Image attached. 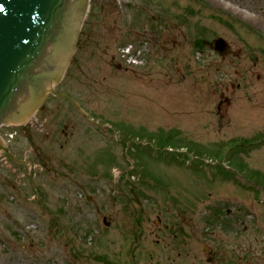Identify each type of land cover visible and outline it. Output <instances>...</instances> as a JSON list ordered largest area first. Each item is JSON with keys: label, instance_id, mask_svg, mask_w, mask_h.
<instances>
[{"label": "rangeland", "instance_id": "obj_1", "mask_svg": "<svg viewBox=\"0 0 264 264\" xmlns=\"http://www.w3.org/2000/svg\"><path fill=\"white\" fill-rule=\"evenodd\" d=\"M57 94L0 130V264H264V0H91Z\"/></svg>", "mask_w": 264, "mask_h": 264}, {"label": "water", "instance_id": "obj_2", "mask_svg": "<svg viewBox=\"0 0 264 264\" xmlns=\"http://www.w3.org/2000/svg\"><path fill=\"white\" fill-rule=\"evenodd\" d=\"M90 0H0V128L21 127L41 108L76 53ZM226 58L230 46L212 45ZM8 148L0 137V153Z\"/></svg>", "mask_w": 264, "mask_h": 264}, {"label": "bare ground", "instance_id": "obj_3", "mask_svg": "<svg viewBox=\"0 0 264 264\" xmlns=\"http://www.w3.org/2000/svg\"><path fill=\"white\" fill-rule=\"evenodd\" d=\"M41 108H42V106H41ZM41 108L36 112V114H35L31 119H29V120L27 121V123H26L25 125H23V126H21V127H15V128H23V127H26L27 125H29L33 120L36 119V115L40 112ZM0 130H1V128H0ZM0 137H1V132H0ZM8 152H9V151H8ZM8 152H1V153L3 154V153H8ZM1 153H0V154H1Z\"/></svg>", "mask_w": 264, "mask_h": 264}, {"label": "trees", "instance_id": "obj_4", "mask_svg": "<svg viewBox=\"0 0 264 264\" xmlns=\"http://www.w3.org/2000/svg\"><path fill=\"white\" fill-rule=\"evenodd\" d=\"M201 45V44H200Z\"/></svg>", "mask_w": 264, "mask_h": 264}]
</instances>
